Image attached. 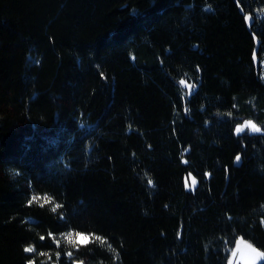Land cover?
<instances>
[{
  "label": "trees",
  "instance_id": "1",
  "mask_svg": "<svg viewBox=\"0 0 264 264\" xmlns=\"http://www.w3.org/2000/svg\"><path fill=\"white\" fill-rule=\"evenodd\" d=\"M238 238L264 251V0H0V264H227Z\"/></svg>",
  "mask_w": 264,
  "mask_h": 264
},
{
  "label": "rangeland",
  "instance_id": "2",
  "mask_svg": "<svg viewBox=\"0 0 264 264\" xmlns=\"http://www.w3.org/2000/svg\"><path fill=\"white\" fill-rule=\"evenodd\" d=\"M247 122L249 121L248 120L243 121L242 124L239 125L238 127L242 128V130H249L251 132H254L247 126ZM80 234H81L80 236H77L76 233L71 234L70 240L72 242H70L69 239H67V241L70 243L86 242L87 240L85 241L84 237H87L88 239V236L82 233ZM253 249H255V251H253ZM263 259H264V251L258 249L250 242L243 240L242 238H238L235 242V245L230 250V255L228 257L227 264H260V262Z\"/></svg>",
  "mask_w": 264,
  "mask_h": 264
},
{
  "label": "snow or ice",
  "instance_id": "3",
  "mask_svg": "<svg viewBox=\"0 0 264 264\" xmlns=\"http://www.w3.org/2000/svg\"><path fill=\"white\" fill-rule=\"evenodd\" d=\"M180 83H181V84H184V81L181 80ZM190 87H192V86L190 85ZM247 126H248L252 131H254V132H259V131H261V129H260L259 127H257L254 123H252V122H250V121L247 122ZM240 131H242V128L238 127V128H237V132H240ZM236 159H237V161H239L240 157L237 156ZM151 183H152V181L149 180V184H151ZM192 183H193V185L196 183L195 179L192 180ZM186 186H187V184H186ZM40 199H41V198L38 197V196H33V197H32V200H30L29 203H32L33 201H38V200H40ZM43 200H44L45 203H48V202L51 201V197H47V196H46V197H43ZM41 207H43V204H41ZM59 207H61V205L56 204L54 207H52L51 211L56 212L57 209H58ZM76 235H77V236H80L81 234H80V233H76ZM70 237H71V233H68V234L65 236L66 239H69V241L72 242V241L70 240ZM41 239H43V237H41ZM97 239H99V237H97ZM84 240L86 241V240H87V237H84ZM24 251L27 252V253H32V252L35 251V249H34L32 246H28V247H26V248L24 249ZM253 251H255V249H253ZM40 255H45V256H46L47 253H40ZM57 255H59V253H57ZM69 255H71V253H69ZM28 264H32V261L30 260V261L28 262Z\"/></svg>",
  "mask_w": 264,
  "mask_h": 264
}]
</instances>
